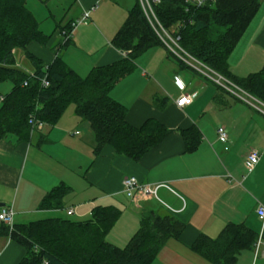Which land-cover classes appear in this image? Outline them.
I'll return each mask as SVG.
<instances>
[{
    "label": "crops",
    "instance_id": "0c3cea01",
    "mask_svg": "<svg viewBox=\"0 0 264 264\" xmlns=\"http://www.w3.org/2000/svg\"><path fill=\"white\" fill-rule=\"evenodd\" d=\"M136 1L57 0L65 10L62 20L47 32L37 18L41 30L52 36L47 44L32 42L28 49L45 63L60 55L84 77L93 67L124 56L112 38ZM96 2L90 17L81 21L83 12ZM63 16L67 17L64 23ZM68 23L70 36L64 45L62 26ZM170 52L162 45L148 49L136 59L135 70L110 92L127 108L126 121L132 126L141 127L147 119H154L171 130L139 161L116 154L110 146L95 154L90 123L70 105L53 126L45 124L29 141L12 135L0 141V209L12 207L14 223H28L31 215L43 213L85 219L98 204L115 205L121 215L107 240L124 247L139 228L140 210L160 205L185 227L178 238L169 239L151 264H210L191 246L201 233L216 237L228 223H244L260 233L256 209L264 204V115H252L242 104H232L242 101L232 99L230 106H218L214 101L217 87L203 74L182 68ZM228 62L240 77L264 67L263 0ZM190 93L196 94L192 103L178 106L181 94ZM156 95L167 98L162 110L155 105ZM192 125L200 128L203 138L195 151L185 152L181 130ZM219 126L228 132V150L218 138ZM251 150L260 153V160L248 171L245 159ZM129 176L141 184L168 186H160L156 195L133 200L123 191V180ZM61 183L71 188L63 209L40 208L45 195ZM25 254L22 245L0 237V264H18ZM236 264H264V245L242 251Z\"/></svg>",
    "mask_w": 264,
    "mask_h": 264
},
{
    "label": "trees",
    "instance_id": "16d2710c",
    "mask_svg": "<svg viewBox=\"0 0 264 264\" xmlns=\"http://www.w3.org/2000/svg\"><path fill=\"white\" fill-rule=\"evenodd\" d=\"M261 2L208 0L202 6L188 7L184 0H162L155 11L166 28L182 23L179 44L185 51L264 102V67L240 77L232 72L228 62ZM70 29L69 23L62 26L64 45L68 43ZM51 36L41 30L27 0H0V85H11L9 91H0V141L10 135L19 141H29L32 133L39 130L31 119L53 126L71 104L90 123L95 135V154L110 146L116 154L139 161L171 132L154 119H147L141 127L132 126L126 121L127 108L110 94L121 79L135 70L141 54L155 46H165L138 0L112 38V44L124 56L93 67L84 77L60 55L45 63L29 51L30 43L44 45ZM18 51L26 63L19 62ZM175 58L182 68L199 73ZM206 79L218 89L214 96L218 106H230L231 99L241 101ZM43 80L48 82L47 86ZM154 102L162 110L167 98L156 95ZM181 135L185 152L195 151L203 138L196 125L181 130ZM70 189L64 183L59 184L45 195L40 208L63 209V199ZM120 215L117 206L98 204L85 219L57 215L14 223L12 227L0 222V237H9L26 249L18 264H151L169 239L178 238L185 227L163 206H146L139 212L136 233L124 247H119L109 242L107 235ZM258 235L244 223H228L216 237L201 233L191 248L210 264H236L242 251L254 249Z\"/></svg>",
    "mask_w": 264,
    "mask_h": 264
},
{
    "label": "built area",
    "instance_id": "2783aa9c",
    "mask_svg": "<svg viewBox=\"0 0 264 264\" xmlns=\"http://www.w3.org/2000/svg\"><path fill=\"white\" fill-rule=\"evenodd\" d=\"M138 1L144 14L146 15L147 19L153 26L154 30L156 31L160 39L175 56L180 58L183 62L187 63L191 67H193L199 73L203 74L204 76L208 77L210 80L214 81L216 84L223 87L231 94L235 95L242 102L249 104L254 109L259 111V113L264 115V102L254 97L250 93L246 92L245 90L239 88L237 85L230 82L223 76L219 75L218 73H216L215 71H213L212 69L201 63L200 61H198L196 58H194L192 55H190L180 46L179 30L182 27V23H178L177 25H173L170 28H166L161 24V22L157 17L155 8L161 4L162 0H138ZM207 1L208 0H184L185 4L188 7L191 6L199 7L204 5ZM97 4L98 2H96L95 4H93L91 7H89L83 12L81 21H85L90 17L92 11L96 9ZM43 84L47 86L48 82L46 80H43ZM195 96H196L195 93L181 94V96L176 100V103L180 107L186 106L192 103ZM30 122L31 124H33V126L36 129L41 130L44 127V124L40 121H34L31 119ZM217 135L219 140L223 143L224 149L228 150L229 135L225 127L219 126L217 128ZM259 160H260V153L257 150H251L245 159L246 169L248 171H251L255 167V165L259 162ZM160 186L167 187L168 185L165 183H159L154 186L148 184H141L140 182H138L135 176H129L123 180V191L127 197L133 200L141 197H149L151 195H156V190ZM256 212L261 219V230L254 247L255 250H258V248L261 245H264V204H260L257 207ZM67 213L69 215L73 214V209L72 208L68 209ZM0 222H3L9 225L10 227L13 226L14 210L12 207L4 206L0 209Z\"/></svg>",
    "mask_w": 264,
    "mask_h": 264
},
{
    "label": "rangeland",
    "instance_id": "374dc122",
    "mask_svg": "<svg viewBox=\"0 0 264 264\" xmlns=\"http://www.w3.org/2000/svg\"><path fill=\"white\" fill-rule=\"evenodd\" d=\"M27 5L35 12L37 18L41 21V28L47 32L52 31V29L54 28V26L56 24V21H58L59 18L61 19V16L63 15V13L65 11L64 8L59 7V5H62V4H58L57 0H28ZM57 5L59 8L56 7ZM52 15L56 16V20L53 18ZM64 16H63V19H64L63 23L66 22V19H67V17L64 18ZM17 56H18L19 62H21V63L27 62L26 58L21 53V51L17 52ZM10 88H11L10 83H4V84L0 85V91L2 93L9 91ZM232 104H242L243 106H245L251 110L252 115H254V113H255V114L261 116L259 111L254 109L249 104H246L245 102H236V103L232 102ZM70 106H72L74 108L73 104H71ZM57 215L67 216L66 213H60V214L43 213V214H37V215L33 214L28 219H29V221H31V220H36V219L46 218V217H52V216H57ZM69 218L77 219L76 216H74V215L69 216Z\"/></svg>",
    "mask_w": 264,
    "mask_h": 264
}]
</instances>
